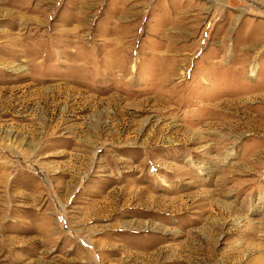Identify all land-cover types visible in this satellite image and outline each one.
<instances>
[{"label": "rangeland", "instance_id": "obj_1", "mask_svg": "<svg viewBox=\"0 0 264 264\" xmlns=\"http://www.w3.org/2000/svg\"><path fill=\"white\" fill-rule=\"evenodd\" d=\"M0 264H264V0H0Z\"/></svg>", "mask_w": 264, "mask_h": 264}]
</instances>
